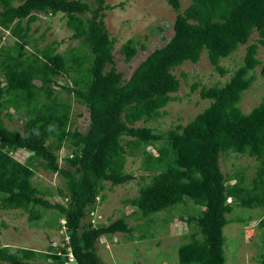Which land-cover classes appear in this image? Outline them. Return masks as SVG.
Here are the masks:
<instances>
[{
	"label": "trees",
	"instance_id": "1",
	"mask_svg": "<svg viewBox=\"0 0 264 264\" xmlns=\"http://www.w3.org/2000/svg\"><path fill=\"white\" fill-rule=\"evenodd\" d=\"M166 2L174 11L171 36L124 80L113 65V38L103 22L105 11L120 4L0 0V29L13 39L6 49L0 47V209H21L27 221L54 209L64 220L66 234L59 248L46 255L29 248L9 252L0 246L1 262L47 264L35 260L42 255L50 264H67L70 254L73 264H104L95 252V243L103 235L129 234L133 228L127 222L128 214L121 213L106 224H92L90 215L82 220L102 200L105 183L116 186L133 179L123 170L125 155H135L140 149L144 173L140 178L145 181L138 183L137 194L127 200L135 208L133 213L147 222V216L162 210L199 208L178 215L179 221L195 227L177 247L179 264L224 263L222 228L232 211L227 198L240 207L264 211V94L247 112L238 105L254 79L256 66L260 65L259 74L264 78V62L260 64L256 57L258 46H264V0H190L182 10L179 0ZM36 13L60 14L77 45L57 53L51 43L37 47L32 42L35 48L25 53L29 25L37 19ZM253 31L257 38L248 43ZM239 45L245 46L241 63L222 85L198 89L199 97L209 102L191 120L161 133L135 126L138 121L158 117L163 113L160 109L174 100L168 94L178 84L171 72L175 64L194 63L204 53L212 69L223 75L226 71L219 60ZM119 52L129 61L136 53L133 40L127 39ZM58 77L69 80L68 84H57ZM56 85L86 108L85 132L68 127L70 103L54 94ZM9 108L22 109L25 117L20 130L4 124ZM124 137L131 138L125 145ZM156 143V154L144 151L145 146ZM64 146L70 153L62 157L60 165L59 150ZM17 150L28 153L25 163L11 155ZM229 153L257 161L249 186L243 185L242 173L221 171L220 157ZM33 158L43 170L63 179L64 190L57 193L65 205L51 203L31 183ZM235 177L237 181L231 183ZM258 225H264V215ZM257 264H264L263 254Z\"/></svg>",
	"mask_w": 264,
	"mask_h": 264
},
{
	"label": "rangeland",
	"instance_id": "2",
	"mask_svg": "<svg viewBox=\"0 0 264 264\" xmlns=\"http://www.w3.org/2000/svg\"><path fill=\"white\" fill-rule=\"evenodd\" d=\"M85 1L92 4V0ZM104 1L106 4H120L105 11L103 22L109 36L113 38V65L116 71L122 73L125 80L152 49L162 46L169 39L172 34L174 11L166 0ZM189 2L190 0H179L180 10ZM36 16L37 19L29 25L30 37L24 46L25 53L35 48L32 42L37 47L51 43L55 46L57 53H64L77 45L78 42L70 38V31L65 28L60 14L50 16L36 13ZM40 34L42 38H39ZM256 38L257 34L253 31L248 43ZM127 39L133 40L136 53L129 61H124L119 48ZM12 40L6 30L0 29V47L6 49L12 44ZM141 44L144 46L143 49L139 48ZM244 47L239 45L229 56L219 60V65L226 71L223 75L212 69L204 53H201L200 58L194 63L175 64L171 72L177 78L178 84L168 94L174 100L167 102L160 109L163 112L161 115L147 121H138L135 126H148L161 133L176 124L183 125L191 120L209 102L208 99L199 97L198 89L201 86L222 85L241 63ZM256 57L260 64L264 62V46H258ZM259 69L260 65L255 67L254 79L241 94L238 105L244 112L259 103L264 94V78L260 76ZM55 81L57 84L65 85L69 80L58 77ZM194 83L196 85L191 90ZM53 90L58 98L70 103L68 127L85 132L88 124L86 108L74 101L72 96L67 95L57 85ZM7 112L10 116L3 117L6 127L20 130L25 117L22 109L15 111L9 108ZM125 140H131V138L124 137L123 145ZM156 145L157 143L147 145L144 151L154 155ZM124 148L127 151V147L124 146ZM140 150L136 151L135 155H125L123 170L132 174L133 179L116 186L105 183L102 200L93 211L85 214L82 221L87 220L90 215L92 224H106L121 213L128 214L127 222L133 228L129 234L103 235L95 243V252L104 264H179L177 247L187 241L195 227L193 223L179 221L178 215H185L198 207L192 208L188 205L189 207L179 206L176 209L162 210L147 216V222L139 217L137 212L133 213L135 208L128 205L127 200L137 194L138 183L145 181L140 178L141 174H144L140 169L143 156ZM68 153L70 150L65 146L59 150L60 165L63 164L62 157ZM11 155L25 163L24 159L28 153L17 150ZM36 161L35 158L30 161L33 168L31 183L42 190V197L47 198L51 203L65 205V199L57 193L59 189L64 190L63 179L43 170ZM219 164L221 171L225 174L242 173L243 185L249 186L258 163L253 157L229 153L220 157ZM234 181H237V177L230 180L231 183ZM226 202L232 204V211L226 215L230 221L222 228L223 264H257L259 255H264V225H258L264 211L257 207H240L233 203L231 198ZM25 217L26 213L21 209H0V246H6L9 252H14L18 248H29L46 255L53 250L52 248H59L66 240L64 220L54 209L44 210L41 217L34 221H27ZM140 235L144 237L138 238ZM42 255L37 256L35 260L50 264L51 260ZM0 264L7 263L0 261Z\"/></svg>",
	"mask_w": 264,
	"mask_h": 264
},
{
	"label": "clouds",
	"instance_id": "3",
	"mask_svg": "<svg viewBox=\"0 0 264 264\" xmlns=\"http://www.w3.org/2000/svg\"><path fill=\"white\" fill-rule=\"evenodd\" d=\"M227 199L229 200V198H227ZM227 199H226V200H227ZM68 262H71V256H70V254H68V257H67V263H68Z\"/></svg>",
	"mask_w": 264,
	"mask_h": 264
}]
</instances>
